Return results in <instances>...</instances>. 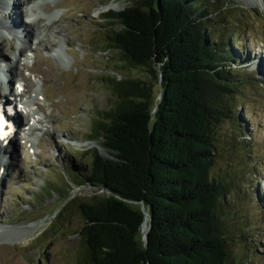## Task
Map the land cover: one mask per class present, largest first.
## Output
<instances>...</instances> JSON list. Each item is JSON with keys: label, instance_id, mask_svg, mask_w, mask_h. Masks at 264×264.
<instances>
[{"label": "rangeland", "instance_id": "rangeland-1", "mask_svg": "<svg viewBox=\"0 0 264 264\" xmlns=\"http://www.w3.org/2000/svg\"><path fill=\"white\" fill-rule=\"evenodd\" d=\"M134 2L0 0V72L28 88L7 157L13 162L0 178V264H84L78 204L103 193L70 176L87 173L93 152L104 151L102 138L90 135L100 112L114 104L106 78H148L146 68L129 66L107 40L111 22L104 13ZM212 3L225 27L217 24L215 37L233 44L238 62L232 67H240L237 79L245 82L216 135L213 173L229 186L220 213L231 249L228 264H264V0ZM20 20L31 25L16 29ZM8 86L0 79V93Z\"/></svg>", "mask_w": 264, "mask_h": 264}, {"label": "trees", "instance_id": "trees-1", "mask_svg": "<svg viewBox=\"0 0 264 264\" xmlns=\"http://www.w3.org/2000/svg\"><path fill=\"white\" fill-rule=\"evenodd\" d=\"M212 4L135 0L104 13L109 48L149 75L106 78L114 104L90 135L102 138L104 151L93 152L87 173L70 176L103 193L78 204L84 264L229 262L220 216L229 186L213 173L216 135L245 82L232 67L233 44L215 37L225 27ZM142 203L150 215L147 243Z\"/></svg>", "mask_w": 264, "mask_h": 264}, {"label": "bare ground", "instance_id": "bare-ground-1", "mask_svg": "<svg viewBox=\"0 0 264 264\" xmlns=\"http://www.w3.org/2000/svg\"><path fill=\"white\" fill-rule=\"evenodd\" d=\"M26 2H30L31 0H25ZM34 1V0H33ZM16 2H15V7H16ZM110 7H118L119 6V4H111V5H109ZM12 11L14 12V11H16V9H12ZM11 11V12H12ZM18 14V12H14L13 13V15H12V18L13 19H15L14 17L16 16ZM26 14V13H25ZM33 21V20H32ZM34 21H37V23H40V20H34ZM33 21V22H34ZM12 22V19L11 20H9V22L7 23V25H8V27L10 26V27H13V26H11V23ZM28 24V26L29 25H31V22L30 23H26V24H24L21 20H20V23H17L16 25H15V27H16V29H18V28H21V27H24L25 25H27ZM34 24H36V23H34ZM33 25V24H32ZM33 27V26H32ZM33 30H34V28H33ZM21 33H24V37L25 38H29L30 36H31V34L29 33L28 34V36L26 35V31L23 29V31L21 32ZM53 44H54V42H53ZM53 44H51V45H53ZM46 46H49V44L48 45H46L45 44V47ZM24 49V48H23ZM20 51H22V49L20 50ZM13 70V69H12ZM17 70H19V69H17ZM37 70V69H36ZM38 71V70H37ZM20 73H21V70L19 71ZM6 91H8V95L7 96H9L10 94H11V92L13 91V90H6ZM10 97V96H9ZM10 103V102H9ZM18 128H19V126H18ZM17 132V128H16V130H15V132L12 134V137H10V136H7L5 139H1L0 140V153H1V160H2V166H1V171H0V178L1 177H3L4 176V174H7L8 172H9V168H10V166L12 165V162H13V160H12V162H11V159H8L7 157L8 156H11V154L13 153L11 150H10V148H11V146L13 147V145H14V143H15V133ZM7 139H10L11 141L9 142V143H7ZM64 141H67V140H64ZM69 141V140H68ZM72 142H74V141H71L70 140V143H72Z\"/></svg>", "mask_w": 264, "mask_h": 264}, {"label": "water", "instance_id": "water-1", "mask_svg": "<svg viewBox=\"0 0 264 264\" xmlns=\"http://www.w3.org/2000/svg\"><path fill=\"white\" fill-rule=\"evenodd\" d=\"M2 166V160H1V155H0V170ZM142 209L144 210V222L142 224V232H143V238L146 240V243L148 242V226H149V220H150V215L149 212L145 208V204L142 203Z\"/></svg>", "mask_w": 264, "mask_h": 264}]
</instances>
